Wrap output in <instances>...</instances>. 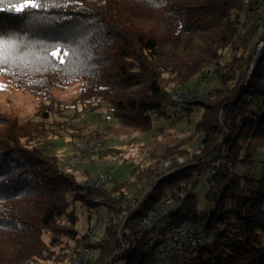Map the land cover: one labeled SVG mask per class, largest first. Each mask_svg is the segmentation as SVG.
Wrapping results in <instances>:
<instances>
[{"label": "trees", "instance_id": "1", "mask_svg": "<svg viewBox=\"0 0 264 264\" xmlns=\"http://www.w3.org/2000/svg\"><path fill=\"white\" fill-rule=\"evenodd\" d=\"M39 2L40 8L17 12L21 0H0V36L16 40L20 50L11 54L23 57L11 67L0 65V74L36 96L38 106L52 90L79 81L76 103H106L118 126L144 132L156 118L176 113L167 111L169 84L184 90L211 68L217 87L197 90L187 102L205 111L194 125L202 133L197 153L176 147L150 151L153 168L137 166L133 175L141 186L158 178L144 193L134 190V207L120 187L106 191L78 183L48 161L53 157L21 141L33 136L27 123L0 115V264L39 258L43 232L50 233L51 244L60 237L96 250L94 263L85 264H264V171H232L238 160L253 162L257 149L264 156V50L254 60L253 0ZM55 44L77 54L70 51L63 63L45 60L42 49ZM225 52L228 60L221 63ZM177 156L185 158L182 166L173 165ZM170 160L173 167L162 172ZM218 160L226 166L209 168L214 208L205 218L192 189ZM176 192L181 198L171 206L179 208L141 230L139 220ZM77 201L108 215L96 243L76 232L69 207ZM182 221L196 227L200 243L171 253L166 232Z\"/></svg>", "mask_w": 264, "mask_h": 264}, {"label": "rangeland", "instance_id": "2", "mask_svg": "<svg viewBox=\"0 0 264 264\" xmlns=\"http://www.w3.org/2000/svg\"><path fill=\"white\" fill-rule=\"evenodd\" d=\"M255 42L256 35L252 42L254 60L262 54V52L259 55L255 53ZM227 60L228 52H225L220 62L225 63ZM210 72L211 68L204 70L190 84H187L186 89H189L190 95L188 102L196 96V94L191 96L190 91L195 89L206 93L217 87V81ZM249 72L250 67L247 73ZM0 86H2L0 87V115L15 120L19 124L27 123L31 129L27 133L33 136L23 138L22 142L29 148L37 147L43 155L53 157L54 160L49 158L51 160L48 161L56 162L61 171L71 174L78 183L90 185L96 183L100 177L106 176L101 187L106 191L114 186L120 187L121 190L126 191V201L132 207H134L132 201L134 190H141L144 193L158 178L157 175L152 181L146 180L141 186L133 175L137 166L140 167L139 170L153 168L154 163L149 160L150 154L148 155L150 151L176 147L178 151H186L188 155H191L197 153L200 145L202 133L195 129L194 125L202 118L205 111L197 105L186 103L180 110L183 113L175 111L174 114H166L169 116L168 119L158 117L148 131L142 132L138 129L118 126L108 112L106 103L96 101L86 106L76 103L74 98L80 87L79 81L63 89L52 90L49 98H43L39 106L36 96L13 85L3 74H0ZM174 89L169 84L170 95ZM185 98L187 97L181 96L182 103ZM219 114L221 118V110ZM35 128H37L36 131ZM90 140L101 142V148L93 149L94 151L88 149ZM87 149L92 152L89 153ZM261 152L259 149L255 151L256 156H253V162L244 163L238 160L232 171L237 175L260 176L264 171V156ZM181 157H175L176 160L173 162L176 164L173 165L182 166V162H177L178 159L185 160ZM210 165L192 189V194L198 201V211L203 213L205 218L214 208L212 198L215 189H210L208 184L209 168L216 170L221 165L226 166V163L218 160ZM162 168L164 170L162 172L171 169L170 166ZM71 203L72 206L69 208L77 217L75 229L78 236H85L88 241L94 243L99 241L109 220L105 210L96 209L94 206L87 209L78 201ZM178 208L179 205L174 204L168 213H173ZM41 241L44 243L45 251L39 258H34L30 264H85V261L94 263L97 259L96 250L87 251L86 247L66 238L59 237V240L51 244V235L48 232L41 234ZM76 248L77 252H75ZM82 253H84L83 260L80 259Z\"/></svg>", "mask_w": 264, "mask_h": 264}, {"label": "built area", "instance_id": "3", "mask_svg": "<svg viewBox=\"0 0 264 264\" xmlns=\"http://www.w3.org/2000/svg\"><path fill=\"white\" fill-rule=\"evenodd\" d=\"M253 15L255 20V34H256V42H255V53L259 55L264 50V0H253ZM255 57V56H254ZM258 57V56H257ZM189 89L184 90H174L170 95L171 102L167 106L169 112H175L179 110L182 106H184L188 99L190 98ZM191 96L194 94L197 95V90L190 91ZM181 96L187 97L185 98L184 103L181 101ZM93 140V139H92ZM91 141V140H90ZM88 149L101 148V142L99 141H91L88 145ZM87 149V151H88ZM90 151V152H92ZM89 152V151H88ZM89 152V153H90ZM177 162H182V160L178 159ZM166 166L171 165L170 161H166ZM105 177H100L96 183H89L91 187L96 188L101 186V184L105 181ZM181 198V194L174 193L172 197H168L160 202H157L149 212V216L143 217L138 222V227L141 230H147L152 227L154 222H157L170 208L174 200H178ZM166 240L168 241V250L171 253H181V251L185 247H194L200 243V237L198 235V231L194 225L187 221H182L177 224L175 227H172L170 230L166 232ZM81 254L80 259L83 260V255Z\"/></svg>", "mask_w": 264, "mask_h": 264}, {"label": "snow or ice", "instance_id": "4", "mask_svg": "<svg viewBox=\"0 0 264 264\" xmlns=\"http://www.w3.org/2000/svg\"><path fill=\"white\" fill-rule=\"evenodd\" d=\"M41 6L42 5L39 0H21V3L16 6V11L19 12L27 7L40 8ZM20 47L21 45L11 37L5 38L0 36V65H7L11 67L16 60L22 61V56H14L11 54L12 51H19ZM42 51L46 53L44 56L45 60L55 58L60 63L64 62L63 57L67 56L70 51L72 52L73 56L77 54V50L75 48L65 47L62 49L59 44L51 45L50 47H44Z\"/></svg>", "mask_w": 264, "mask_h": 264}]
</instances>
